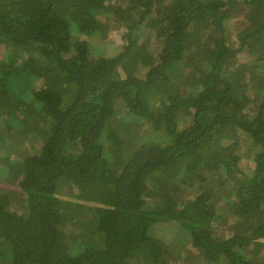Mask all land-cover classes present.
I'll return each instance as SVG.
<instances>
[{
    "label": "trees",
    "instance_id": "1",
    "mask_svg": "<svg viewBox=\"0 0 264 264\" xmlns=\"http://www.w3.org/2000/svg\"><path fill=\"white\" fill-rule=\"evenodd\" d=\"M15 168L0 264H264V0H0Z\"/></svg>",
    "mask_w": 264,
    "mask_h": 264
},
{
    "label": "rangeland",
    "instance_id": "2",
    "mask_svg": "<svg viewBox=\"0 0 264 264\" xmlns=\"http://www.w3.org/2000/svg\"><path fill=\"white\" fill-rule=\"evenodd\" d=\"M113 45L114 47H116L118 45V43L120 44L123 40L121 35H118V34H114L113 35ZM112 47V45H111ZM116 49V48H115ZM115 49H113L115 51ZM112 50V52H113ZM107 51H109V49L107 48ZM133 61H136V59H134ZM251 159H252V156H251ZM250 156H249V160L247 161H244L242 164H241V169L244 170L245 172H249V167H250ZM5 164V163H4ZM12 177L11 180H5V181H2L0 180V187L1 188H4V189H9L13 192H17L18 194L21 195V190L19 189L18 185L16 184L15 182V178L18 176L17 173H16V168L14 170L11 171V175ZM16 201V200H15ZM19 201V200H17ZM190 244H187V245H182V247H180V255L179 257L176 258V262L177 264H205L204 262H201V253L197 250H194V249H191L190 248Z\"/></svg>",
    "mask_w": 264,
    "mask_h": 264
}]
</instances>
